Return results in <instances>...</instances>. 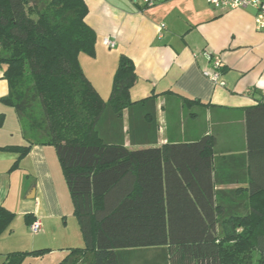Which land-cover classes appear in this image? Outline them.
I'll use <instances>...</instances> for the list:
<instances>
[{"label":"trees","instance_id":"obj_1","mask_svg":"<svg viewBox=\"0 0 264 264\" xmlns=\"http://www.w3.org/2000/svg\"><path fill=\"white\" fill-rule=\"evenodd\" d=\"M88 12L84 0H0V66L9 85L0 101L14 108L28 143L0 150L19 154L13 172L34 145L55 148L85 241L59 264H132L148 249L160 264H264V205H254L264 197V101L246 109L259 185L244 197L216 190L215 140L158 146L157 96L131 100V58L120 56L107 101L85 76L79 56H94L96 43ZM15 216L0 207V237ZM48 251L12 252L3 264Z\"/></svg>","mask_w":264,"mask_h":264},{"label":"crops","instance_id":"obj_2","mask_svg":"<svg viewBox=\"0 0 264 264\" xmlns=\"http://www.w3.org/2000/svg\"><path fill=\"white\" fill-rule=\"evenodd\" d=\"M84 1L96 43L95 55L81 53L79 63L102 99H109L119 58L127 55L137 76L131 100L157 96L158 146L214 139L213 160L222 181L216 190L248 195L259 184L249 162L246 109L264 101V31L255 27V10H214L208 0H157L152 7L142 0ZM106 38L116 46L109 48ZM205 53L222 59L225 87L204 75L212 67ZM3 76L0 66V99L9 93ZM191 109L195 112L187 114ZM0 115V148L27 146L14 108L0 101ZM124 125L127 130V110ZM125 141L132 148L129 136ZM18 158L16 152L0 150V207L16 215L0 237V264L9 253L39 250L49 251L22 264H59L71 249L84 248L85 241L57 152L34 145L19 168L9 172ZM254 205H264V197H256ZM36 220L43 228L33 234L30 225ZM133 256L132 264H160L150 249Z\"/></svg>","mask_w":264,"mask_h":264},{"label":"built area","instance_id":"obj_3","mask_svg":"<svg viewBox=\"0 0 264 264\" xmlns=\"http://www.w3.org/2000/svg\"><path fill=\"white\" fill-rule=\"evenodd\" d=\"M144 5L152 7L157 0H142ZM214 10H236V9H253L255 15V27L258 31H264V0H208ZM164 27V25H162ZM105 44L109 48H114L116 43L109 38L105 39ZM208 61L212 64L211 69L205 70L204 75L208 77L214 84L225 87L226 83L221 80V70L223 61L219 56H211L205 53ZM43 228L40 220L34 221L30 225L31 233H38Z\"/></svg>","mask_w":264,"mask_h":264},{"label":"rangeland","instance_id":"obj_4","mask_svg":"<svg viewBox=\"0 0 264 264\" xmlns=\"http://www.w3.org/2000/svg\"><path fill=\"white\" fill-rule=\"evenodd\" d=\"M191 112H195V109L186 110V113H187V114H190ZM65 182H66V181H65ZM22 222H23L22 219H19V221H17L16 224H17V223H20V227H22V224H23ZM29 234H30V233H29Z\"/></svg>","mask_w":264,"mask_h":264}]
</instances>
